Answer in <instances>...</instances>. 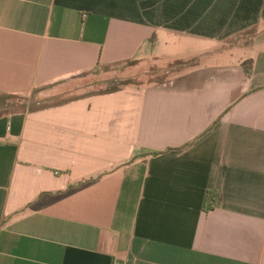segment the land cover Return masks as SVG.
<instances>
[{
    "label": "crops",
    "instance_id": "1",
    "mask_svg": "<svg viewBox=\"0 0 264 264\" xmlns=\"http://www.w3.org/2000/svg\"><path fill=\"white\" fill-rule=\"evenodd\" d=\"M0 264H264V0H0Z\"/></svg>",
    "mask_w": 264,
    "mask_h": 264
},
{
    "label": "rangeland",
    "instance_id": "2",
    "mask_svg": "<svg viewBox=\"0 0 264 264\" xmlns=\"http://www.w3.org/2000/svg\"><path fill=\"white\" fill-rule=\"evenodd\" d=\"M138 64H139L138 62L129 61L126 63H121L119 65H116V67L114 68H111V70L109 71L120 75V77L118 78V80L120 81L116 80L111 82H105L102 79L103 77H101L98 72H93L91 73V75L87 77H83L79 81H77L76 86L75 84L73 85L74 89H72V91L79 96L80 93H83V91H86V93H88L89 91L94 92L96 89H99L98 87L106 84L105 86L106 88L101 90V92L104 91L108 92V91L116 90L123 86H129L130 84L135 85L137 84V81L162 82L168 78L169 74H176L179 71L182 72L189 70L188 68H183V65L181 66L173 65L169 69H166L165 73L160 74L157 71L158 69L157 65L154 63L151 64V67L147 66V64L146 65L145 64L138 65ZM155 65L157 68H154ZM107 76L110 75L108 74ZM103 82H105V84ZM36 97L37 94L36 92H34L28 95H22V96L16 95L14 97H7L6 99L8 100L7 102L10 104H17L22 108H27V107L31 108L37 105L36 103L39 102V100H37ZM6 99H4V101Z\"/></svg>",
    "mask_w": 264,
    "mask_h": 264
},
{
    "label": "trees",
    "instance_id": "3",
    "mask_svg": "<svg viewBox=\"0 0 264 264\" xmlns=\"http://www.w3.org/2000/svg\"><path fill=\"white\" fill-rule=\"evenodd\" d=\"M108 92H111V91H108ZM7 104V103H6Z\"/></svg>",
    "mask_w": 264,
    "mask_h": 264
}]
</instances>
